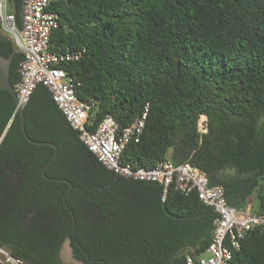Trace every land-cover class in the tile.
<instances>
[{
    "label": "trees",
    "instance_id": "trees-1",
    "mask_svg": "<svg viewBox=\"0 0 264 264\" xmlns=\"http://www.w3.org/2000/svg\"><path fill=\"white\" fill-rule=\"evenodd\" d=\"M8 2L20 26L21 0ZM49 10L58 16L49 49H85L61 68L81 101H97L92 129L106 115L124 128L149 105L122 164L189 163L223 187L229 206L244 209L252 197V212L264 213V0H55ZM0 56L10 57L15 86L22 56L1 33ZM23 114L31 139L57 146L46 177L72 187L41 176L54 150L25 140L12 95L0 90V251L21 264H58L69 236L85 249L84 264H186L187 254L205 252L215 213L196 193L170 190L161 201L158 183L105 169L42 84ZM82 205L91 206L83 229ZM231 263L264 264V234L248 232Z\"/></svg>",
    "mask_w": 264,
    "mask_h": 264
},
{
    "label": "built area",
    "instance_id": "built-area-1",
    "mask_svg": "<svg viewBox=\"0 0 264 264\" xmlns=\"http://www.w3.org/2000/svg\"><path fill=\"white\" fill-rule=\"evenodd\" d=\"M55 0H23L20 26L8 10L7 0H0V33L11 39L14 51L21 54L18 64L19 80L14 86L17 103L15 112L23 108L38 84L44 85L57 108L79 141L96 160L116 176L132 181L158 183L161 201H165L170 190L188 196L196 193L203 205L215 213L211 242L205 252L198 256H185L186 264H232L233 253L239 251L241 241L248 232L264 234V213H253L250 207L236 209L225 200L222 186H209L206 174L189 163L175 165L169 159L158 162L146 169L121 163V155L129 142L137 143L143 131L148 114V103L140 115L128 126L120 128L114 119L106 115L94 128L90 121L91 112L97 101H81L75 92L76 85L69 78L62 64L79 61L84 48L65 46L51 51L50 38L58 28V16L49 10ZM205 119L204 116H201ZM200 133L206 132L200 128ZM11 264H21L8 256Z\"/></svg>",
    "mask_w": 264,
    "mask_h": 264
},
{
    "label": "water",
    "instance_id": "water-1",
    "mask_svg": "<svg viewBox=\"0 0 264 264\" xmlns=\"http://www.w3.org/2000/svg\"><path fill=\"white\" fill-rule=\"evenodd\" d=\"M22 8H23V0H21V5H20V11H19L20 17H22ZM9 65H10V57L4 58V57L0 56V90H4V91L10 93L13 97L14 102L17 103L14 86H12V84L10 83L9 76H8ZM17 113L19 115V124H20L21 133H22L23 137L25 138V140L31 144H34V145L50 146L54 150V153H53L51 159L42 167L41 176L46 180H57V181L66 182L69 185L68 191H70L72 185L69 181L64 180V179H50V178L46 177V175L44 173L46 167L55 159V157L57 155V152H58L57 146L51 142H41V141H35V140L31 139L27 135L26 130H25L23 108H19L17 110ZM205 122H206V117H205ZM205 125H206V123H205ZM4 134H5V131L1 135L0 141L2 140ZM63 201L65 202V197L63 198Z\"/></svg>",
    "mask_w": 264,
    "mask_h": 264
},
{
    "label": "flooded vegetation",
    "instance_id": "flooded-vegetation-1",
    "mask_svg": "<svg viewBox=\"0 0 264 264\" xmlns=\"http://www.w3.org/2000/svg\"><path fill=\"white\" fill-rule=\"evenodd\" d=\"M16 178V177H15ZM14 178V179H15ZM19 188V183H16V189ZM88 207L86 205H82L81 209L83 211L82 215H79V221H80V228L83 229L84 225L83 223L85 222L86 218H90L91 216L89 214H86V212L89 210ZM62 208H65V210H67L69 212V217L72 219L73 225L75 224L76 220H75V216L71 213V210L69 209L66 200L65 202L63 201L62 204ZM63 210V209H62ZM62 215V214H61ZM61 215H55L54 213L50 215V217H57L60 218ZM64 217H67L66 214L63 215ZM92 223V221H91ZM80 229V230H81ZM73 240H71V238L69 236H67L63 242L61 243L57 255H56V262L58 264H84V261L79 258V256L83 255L85 252V249L83 247L80 246V244L78 243V241L75 242L76 246L72 245ZM65 248L66 250V254H63V249ZM91 263H93V261H91ZM99 264H105L104 261L100 260Z\"/></svg>",
    "mask_w": 264,
    "mask_h": 264
},
{
    "label": "rangeland",
    "instance_id": "rangeland-1",
    "mask_svg": "<svg viewBox=\"0 0 264 264\" xmlns=\"http://www.w3.org/2000/svg\"><path fill=\"white\" fill-rule=\"evenodd\" d=\"M9 0H7L8 2ZM8 8H9V2H8ZM254 203L256 202V200L253 201ZM63 254H66V250L65 248L63 249ZM0 264H11L9 261H7L6 257L4 256V254L0 253Z\"/></svg>",
    "mask_w": 264,
    "mask_h": 264
},
{
    "label": "crops",
    "instance_id": "crops-1",
    "mask_svg": "<svg viewBox=\"0 0 264 264\" xmlns=\"http://www.w3.org/2000/svg\"><path fill=\"white\" fill-rule=\"evenodd\" d=\"M254 200H255V198H252V197L249 198V200L247 201L245 207H250V209H252L256 205V202L255 203L253 202Z\"/></svg>",
    "mask_w": 264,
    "mask_h": 264
},
{
    "label": "bare ground",
    "instance_id": "bare-ground-1",
    "mask_svg": "<svg viewBox=\"0 0 264 264\" xmlns=\"http://www.w3.org/2000/svg\"><path fill=\"white\" fill-rule=\"evenodd\" d=\"M204 121H205V119L201 117V119H200V128H201V130H204V127H205Z\"/></svg>",
    "mask_w": 264,
    "mask_h": 264
}]
</instances>
